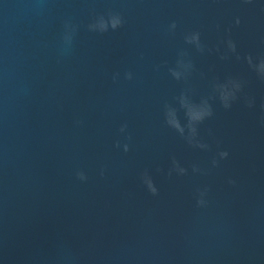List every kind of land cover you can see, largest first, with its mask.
Returning <instances> with one entry per match:
<instances>
[{"label":"water","instance_id":"obj_1","mask_svg":"<svg viewBox=\"0 0 264 264\" xmlns=\"http://www.w3.org/2000/svg\"><path fill=\"white\" fill-rule=\"evenodd\" d=\"M0 264H264V0H0Z\"/></svg>","mask_w":264,"mask_h":264},{"label":"clouds","instance_id":"obj_2","mask_svg":"<svg viewBox=\"0 0 264 264\" xmlns=\"http://www.w3.org/2000/svg\"><path fill=\"white\" fill-rule=\"evenodd\" d=\"M121 23H122V21L114 22L113 25H112L113 29L117 28L118 25L120 26ZM236 23L239 24V19H237ZM171 27H172V28H175V27H176V24L173 23V24L171 25ZM194 38L197 39V40H199V34H198V33H197V34H194ZM230 43H231V42H230ZM232 46H233V48L235 47L234 44H233ZM128 79H131V74H130V73L128 74ZM124 127H126V125L123 126V127L121 128V131H124ZM201 147H206V145H201ZM124 150H125V151L128 150V145H127V144L124 145ZM219 155H220L221 158H225V157L228 156V153H227V152H221V153H219ZM213 163L215 164L216 161H213ZM78 176H79V178L82 179V180H83V179H86V177L84 176L83 173H78ZM149 190H150V192H151L152 194H154V195L157 193V189H156L155 187L152 186L151 182L149 183ZM199 203H202V201H199Z\"/></svg>","mask_w":264,"mask_h":264}]
</instances>
